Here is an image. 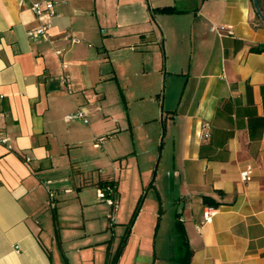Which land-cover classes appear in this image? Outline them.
Instances as JSON below:
<instances>
[{"label": "crops", "instance_id": "crops-1", "mask_svg": "<svg viewBox=\"0 0 264 264\" xmlns=\"http://www.w3.org/2000/svg\"><path fill=\"white\" fill-rule=\"evenodd\" d=\"M40 1L54 4L50 19L31 12ZM258 2L261 11L256 0H0V264H264V52L251 50L264 46ZM163 7L175 12L155 11ZM42 24L45 39L28 35ZM222 26L232 34L211 30ZM147 88L163 127L151 187L159 220L161 187L174 194L178 254L157 253L155 236L135 230L139 214L124 222L119 180L97 167L99 156L98 172L82 169L87 147L107 159L98 140L137 143L135 127L156 122L129 110ZM77 111L87 123L65 120ZM110 182L109 218L90 192ZM203 198L217 209L205 224Z\"/></svg>", "mask_w": 264, "mask_h": 264}, {"label": "rangeland", "instance_id": "rangeland-1", "mask_svg": "<svg viewBox=\"0 0 264 264\" xmlns=\"http://www.w3.org/2000/svg\"><path fill=\"white\" fill-rule=\"evenodd\" d=\"M148 78L150 77L148 76ZM138 81L139 80L137 78L131 79V83L133 85L138 84ZM121 82L124 83L125 80L122 79ZM152 82L154 83L153 79ZM126 91L131 92L132 100L140 95L134 87L129 86V89ZM165 91V83H163L160 91L158 89L156 93L159 94V100H161V95ZM151 94L154 98L156 97L155 89H142V103L131 101L129 105L130 112L135 116L140 115L139 117L143 116L142 119L146 118L156 121L144 124L148 126H143L141 123L135 127V134L140 137V139L135 138L138 142L133 143L131 138H126L125 140V138L120 135H118V137L113 141V137H104L105 141L103 140V142L102 140H98L95 147H98L96 153H100L105 150L107 159L104 158V155H95L93 150L87 147L81 157L82 169H84L86 174L90 175L93 171L98 172L94 169L93 160L99 156L96 160V163L98 164L97 167H100L102 172H107L109 176H115L117 180H119V193L122 199L117 203V209L118 207H121L122 216L124 217V220H126L124 222H126L127 225H133L139 214L140 216L135 230L142 231V233L143 231L148 230L151 232L152 238L155 236L154 240L157 253L160 255L165 250L171 249L173 254H178L181 242L179 232L175 227L177 203L174 202V194L170 191V189L164 191V188L161 187V194L164 192V212L162 219L159 220L158 212L160 209V203L158 202V194L155 187H151L153 174L156 171L158 175L161 173V167L156 170L157 161L160 156L159 147L162 146V140L160 138L159 141H157V136L159 132L162 136L163 132V127L159 117L160 114L157 115L159 106L157 103H152L148 100L149 95ZM119 98L120 96H117L118 104L125 113L127 111V107L122 102L121 98L120 100ZM142 136H147V138L142 139ZM106 140H109V142H106ZM123 143L124 151L127 152L123 157H121V154H116L120 152L119 146ZM133 149L136 150V154L127 155V153ZM150 154H156V158H154L153 162H150ZM165 161L166 158L164 156L161 166L165 163ZM107 162H110L111 164H108ZM90 193L94 200L96 198L97 202L106 207L107 216H112L114 214H112V211L110 212L111 208L107 205V203L99 198L97 190L93 189V192ZM141 211H143L142 214Z\"/></svg>", "mask_w": 264, "mask_h": 264}, {"label": "built area", "instance_id": "built-area-1", "mask_svg": "<svg viewBox=\"0 0 264 264\" xmlns=\"http://www.w3.org/2000/svg\"><path fill=\"white\" fill-rule=\"evenodd\" d=\"M53 7L54 4L50 1H40V2H34L30 6L31 12L34 14L35 17L39 19H50L53 15ZM48 28V24H42L40 27H38L35 30H31L28 32L29 36H36L40 35L44 39L46 38V30ZM227 30L228 34H232L231 27L229 26H222V27H214L211 30L214 31L215 33H219L220 30ZM73 42H77L76 40ZM72 119H78L82 120L84 123H87V119L85 115L81 111H77L73 114L67 115L65 117V120H72ZM202 136L204 138H209V132L205 131L202 133ZM7 138H0L1 143H6ZM25 162H29L30 160L28 158L24 159ZM251 174V168L247 167L240 173V177L242 181H247L250 177ZM115 186L113 187H105V189H97V193L99 198H101L103 201L107 203V205L111 208L112 211L116 210V200H115ZM67 192V191H65ZM48 196H49V208L53 209L55 207V202H54V191L53 190H48ZM217 209L212 206H205L202 211V221L201 224L209 223L213 219V217L216 214ZM109 218L111 216H108Z\"/></svg>", "mask_w": 264, "mask_h": 264}, {"label": "trees", "instance_id": "trees-1", "mask_svg": "<svg viewBox=\"0 0 264 264\" xmlns=\"http://www.w3.org/2000/svg\"><path fill=\"white\" fill-rule=\"evenodd\" d=\"M257 2V5H258V8L259 10L261 11V8L259 6V2L258 0H256ZM156 12H160V13H166V14H170V13H173L175 12V10L172 8V7H163V8H159V9H155ZM264 16V15H262ZM253 52H256V53H260V52H264V46H257V47H253L251 49ZM113 187L115 186V184L113 182H110L109 184H105L104 187L100 188V189H105V187ZM203 201L204 203H206L207 205H210L211 206V203L208 202V200L206 198H203ZM213 207V206H212ZM131 223V222H130ZM180 224V223H179ZM180 226V225H179ZM181 264H187V260H185L183 263Z\"/></svg>", "mask_w": 264, "mask_h": 264}, {"label": "water", "instance_id": "water-1", "mask_svg": "<svg viewBox=\"0 0 264 264\" xmlns=\"http://www.w3.org/2000/svg\"><path fill=\"white\" fill-rule=\"evenodd\" d=\"M256 12H257L259 18L262 20V22H264V16H262V14H261L260 11L258 10L257 6H256Z\"/></svg>", "mask_w": 264, "mask_h": 264}]
</instances>
